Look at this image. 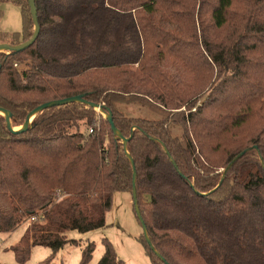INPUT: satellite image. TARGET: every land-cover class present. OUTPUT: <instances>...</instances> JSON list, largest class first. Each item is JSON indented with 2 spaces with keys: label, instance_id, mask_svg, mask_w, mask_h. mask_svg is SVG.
I'll return each instance as SVG.
<instances>
[{
  "label": "trees",
  "instance_id": "16d2710c",
  "mask_svg": "<svg viewBox=\"0 0 264 264\" xmlns=\"http://www.w3.org/2000/svg\"><path fill=\"white\" fill-rule=\"evenodd\" d=\"M34 2L35 43L0 52V109L14 128L43 104L83 102L21 132L0 115V233L27 223L10 248L17 263L39 246L52 252L39 264H53L78 243L68 232L103 229L135 174L152 264H264V0ZM2 3L23 27L0 43L31 40L28 0ZM102 244L97 264H125Z\"/></svg>",
  "mask_w": 264,
  "mask_h": 264
},
{
  "label": "rangeland",
  "instance_id": "374dc122",
  "mask_svg": "<svg viewBox=\"0 0 264 264\" xmlns=\"http://www.w3.org/2000/svg\"><path fill=\"white\" fill-rule=\"evenodd\" d=\"M22 15L18 6L11 3L0 4V32L18 33L22 31ZM2 44V43H0ZM207 99V92L198 105ZM101 112L100 109H97ZM143 110L142 108L140 109ZM182 110H186L183 108ZM196 111V109H193ZM4 117V114H2ZM32 122L29 126H31ZM24 126V125H23ZM14 127L21 130L22 127ZM27 223H23L13 234L0 233V264H19L14 253L10 250L24 235ZM69 240H77V244H67L55 257L53 264H80L82 249L88 243H94L96 250L90 264H97L103 256L102 240L107 238L115 248L118 257L125 264H152L146 254L143 239L145 237L143 225L137 216L133 195L130 192H116L113 195L112 207L106 215V226L103 229L80 234L76 231L67 233ZM52 254L45 247H34L30 260L25 264H39Z\"/></svg>",
  "mask_w": 264,
  "mask_h": 264
},
{
  "label": "water",
  "instance_id": "95a60500",
  "mask_svg": "<svg viewBox=\"0 0 264 264\" xmlns=\"http://www.w3.org/2000/svg\"><path fill=\"white\" fill-rule=\"evenodd\" d=\"M28 2L30 4L31 14H32V17H33V20H34V23H35V33H34L33 37L28 42H26V43H24L22 45H19V46H13V45H10V44L2 43V44H0V52H4V51L21 52V51L29 48L37 40V38L39 36V33H40V26H39V22H38V11H37V8H36L34 0H28ZM74 102L82 103L83 101H82L81 97H76V98H69V99H64V100L52 101V102L43 104L42 106L38 107L31 114L28 115V117L26 119V122H25V124H24V126L22 127L21 130H15L11 126V116L12 115H11L10 112H7V111H5L3 109H0V115L2 116V113L4 114V117L7 120V125L13 132H21V131L27 130L29 128L30 123L38 116V114H40L44 110L49 109V108H53V107L64 106V105L71 104V103H74ZM94 108L96 110L98 108L100 109V111H101L100 113H102L104 115V117L107 120H109V122L113 126V130H115V127L113 125V119H112L111 115L107 114V113H104L100 106H95ZM123 140H124V143H126L128 141L127 139H124V138H123ZM242 155L243 154L239 155L238 158H240ZM132 164H134L133 161H132ZM135 177H136V175L134 174V178H133V184H134L133 199H134V204L136 205L137 204V193H136V188H135ZM136 212H137L138 218L140 219V221H141V223L143 225L145 238H146L149 246H152V244H151V242H150V240L148 238V235H147V227H146V225H145V223H144V221H143V219L141 217V214H140V212H139V210L137 208H136Z\"/></svg>",
  "mask_w": 264,
  "mask_h": 264
},
{
  "label": "built area",
  "instance_id": "2783aa9c",
  "mask_svg": "<svg viewBox=\"0 0 264 264\" xmlns=\"http://www.w3.org/2000/svg\"><path fill=\"white\" fill-rule=\"evenodd\" d=\"M36 220H37L36 217L31 218V221H36Z\"/></svg>",
  "mask_w": 264,
  "mask_h": 264
},
{
  "label": "bare ground",
  "instance_id": "6f19581e",
  "mask_svg": "<svg viewBox=\"0 0 264 264\" xmlns=\"http://www.w3.org/2000/svg\"><path fill=\"white\" fill-rule=\"evenodd\" d=\"M3 114V113H2ZM15 129V128H14Z\"/></svg>",
  "mask_w": 264,
  "mask_h": 264
},
{
  "label": "crops",
  "instance_id": "0c3cea01",
  "mask_svg": "<svg viewBox=\"0 0 264 264\" xmlns=\"http://www.w3.org/2000/svg\"><path fill=\"white\" fill-rule=\"evenodd\" d=\"M13 234V233H12Z\"/></svg>",
  "mask_w": 264,
  "mask_h": 264
}]
</instances>
